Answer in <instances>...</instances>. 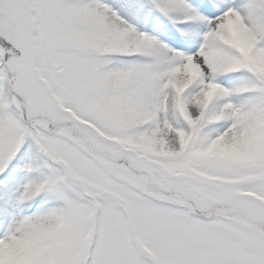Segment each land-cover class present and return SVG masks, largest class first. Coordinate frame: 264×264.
I'll return each mask as SVG.
<instances>
[{
  "label": "snow or ice",
  "instance_id": "snow-or-ice-1",
  "mask_svg": "<svg viewBox=\"0 0 264 264\" xmlns=\"http://www.w3.org/2000/svg\"><path fill=\"white\" fill-rule=\"evenodd\" d=\"M0 264H264V0H0Z\"/></svg>",
  "mask_w": 264,
  "mask_h": 264
}]
</instances>
